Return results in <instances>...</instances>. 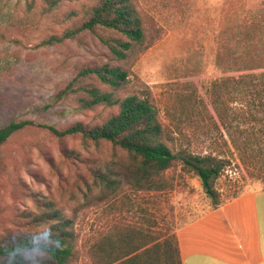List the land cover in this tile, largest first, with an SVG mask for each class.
Listing matches in <instances>:
<instances>
[{
  "label": "rangeland",
  "instance_id": "1",
  "mask_svg": "<svg viewBox=\"0 0 264 264\" xmlns=\"http://www.w3.org/2000/svg\"><path fill=\"white\" fill-rule=\"evenodd\" d=\"M16 1L8 5L0 0V27L10 22ZM137 4L155 43L133 63L131 80L147 85L162 110L171 102L166 84L195 83L213 114L204 90L207 84L221 77L264 72V0H137ZM57 31L44 22L29 30H9L8 39L0 42V130L20 121L61 128L76 122L92 125L116 112L97 108L81 114L72 100L54 101L79 66L120 64L89 34L59 46H39ZM245 126L257 128L256 135L246 133L238 148L220 149L230 164L213 181L218 202L264 189V124L252 121ZM63 148L81 151L80 140L69 138L60 145L50 133L30 128L11 136L0 149V238L26 232L23 212L39 214L38 202L52 203L74 220L78 254L69 264H91L89 246L108 234L114 221L141 225L164 237L176 235L181 226L213 208L198 174L184 164L168 172L174 182L171 190L134 192L123 186L117 197L99 207L82 195L75 200L70 192L74 170L61 166ZM90 152L83 154L99 157L107 165L123 156L109 146Z\"/></svg>",
  "mask_w": 264,
  "mask_h": 264
},
{
  "label": "trees",
  "instance_id": "2",
  "mask_svg": "<svg viewBox=\"0 0 264 264\" xmlns=\"http://www.w3.org/2000/svg\"><path fill=\"white\" fill-rule=\"evenodd\" d=\"M44 22L59 31L45 36L40 47L63 45L89 34L120 63L79 66L54 101L72 100L81 114L97 108L116 112L92 125L76 122L62 128L14 122L0 130V149L11 136L30 128L50 133L60 145L78 138L81 151L63 148L61 166L74 170L73 199L82 195L94 207L117 197L123 186L134 192L173 189L167 174L178 164L198 174L214 201L213 208L227 202H218L213 189V181L230 164L220 149L238 148L246 133L256 135L257 128L245 126L252 121L264 124V72L221 77L207 84L204 90L211 98L213 114L195 83L166 84L171 102L162 110L147 85L131 80L133 63L155 43L148 37L137 0H17L10 22L0 27V42L8 39L9 30H29ZM103 146L123 156L107 165L99 157L83 154ZM40 203L39 214L23 212L26 232L0 238V264H69L75 259L74 220L52 203ZM111 227L89 246L91 264H183L177 235L163 237L141 225L115 221Z\"/></svg>",
  "mask_w": 264,
  "mask_h": 264
},
{
  "label": "crops",
  "instance_id": "3",
  "mask_svg": "<svg viewBox=\"0 0 264 264\" xmlns=\"http://www.w3.org/2000/svg\"><path fill=\"white\" fill-rule=\"evenodd\" d=\"M176 235L183 264H264V189L205 211Z\"/></svg>",
  "mask_w": 264,
  "mask_h": 264
}]
</instances>
